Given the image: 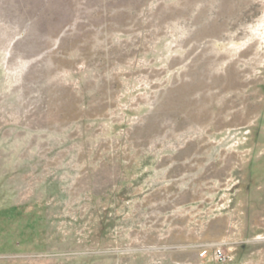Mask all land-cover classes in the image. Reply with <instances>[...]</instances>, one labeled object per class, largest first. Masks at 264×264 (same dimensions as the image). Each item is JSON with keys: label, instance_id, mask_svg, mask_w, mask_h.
Listing matches in <instances>:
<instances>
[{"label": "rangeland", "instance_id": "374dc122", "mask_svg": "<svg viewBox=\"0 0 264 264\" xmlns=\"http://www.w3.org/2000/svg\"><path fill=\"white\" fill-rule=\"evenodd\" d=\"M0 264H264V0H0Z\"/></svg>", "mask_w": 264, "mask_h": 264}, {"label": "built area", "instance_id": "2783aa9c", "mask_svg": "<svg viewBox=\"0 0 264 264\" xmlns=\"http://www.w3.org/2000/svg\"><path fill=\"white\" fill-rule=\"evenodd\" d=\"M208 250L202 251L201 256H205ZM214 257L218 262H225L227 260V255L220 247L214 249Z\"/></svg>", "mask_w": 264, "mask_h": 264}, {"label": "trees", "instance_id": "16d2710c", "mask_svg": "<svg viewBox=\"0 0 264 264\" xmlns=\"http://www.w3.org/2000/svg\"><path fill=\"white\" fill-rule=\"evenodd\" d=\"M219 263H221V262H219Z\"/></svg>", "mask_w": 264, "mask_h": 264}]
</instances>
